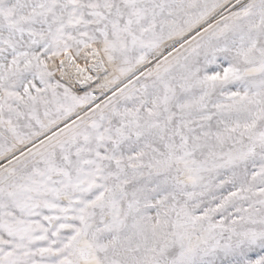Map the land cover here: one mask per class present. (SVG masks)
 <instances>
[{
	"label": "snow or ice",
	"instance_id": "1",
	"mask_svg": "<svg viewBox=\"0 0 264 264\" xmlns=\"http://www.w3.org/2000/svg\"><path fill=\"white\" fill-rule=\"evenodd\" d=\"M0 264H264V0H0Z\"/></svg>",
	"mask_w": 264,
	"mask_h": 264
}]
</instances>
